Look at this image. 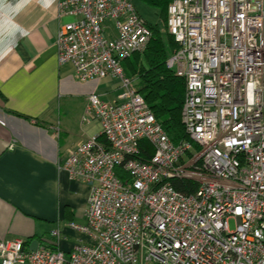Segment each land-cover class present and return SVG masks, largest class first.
<instances>
[{
    "label": "built area",
    "instance_id": "1",
    "mask_svg": "<svg viewBox=\"0 0 264 264\" xmlns=\"http://www.w3.org/2000/svg\"><path fill=\"white\" fill-rule=\"evenodd\" d=\"M58 12L73 17L55 36L58 63L71 64L82 82L110 78L120 88L115 101L88 96L84 120L97 121L99 132L58 163L90 188L85 222L68 223L90 241L64 252L58 229L34 250L0 239V264H264L263 0L168 5L175 47L165 66L184 81L188 136L178 143L122 68L152 36L131 0H64ZM173 180L197 189L184 194Z\"/></svg>",
    "mask_w": 264,
    "mask_h": 264
},
{
    "label": "crops",
    "instance_id": "2",
    "mask_svg": "<svg viewBox=\"0 0 264 264\" xmlns=\"http://www.w3.org/2000/svg\"><path fill=\"white\" fill-rule=\"evenodd\" d=\"M62 1L0 4V239L42 243L58 229L67 252L90 241L68 227L85 222L90 188L58 163L99 132L97 121L84 120L88 96L115 101L120 88L110 78L82 82L71 64L58 63V27L73 20L59 15Z\"/></svg>",
    "mask_w": 264,
    "mask_h": 264
},
{
    "label": "trees",
    "instance_id": "3",
    "mask_svg": "<svg viewBox=\"0 0 264 264\" xmlns=\"http://www.w3.org/2000/svg\"><path fill=\"white\" fill-rule=\"evenodd\" d=\"M139 1L157 10L158 19L163 27L161 29L157 25L147 24L152 33L148 45L142 52L134 53L125 59L122 68L125 76L134 80L136 92L143 98L156 122L173 143H178L188 139L181 120L184 81L166 68L165 61L172 53L175 44L169 35L167 44L162 38V30L167 32V7L173 0ZM150 155L151 148L146 141H143L140 144V157L146 160ZM115 173L123 182L128 181L127 175L120 168H116ZM172 185L184 194L192 193L197 189V184L192 181L173 180Z\"/></svg>",
    "mask_w": 264,
    "mask_h": 264
},
{
    "label": "rangeland",
    "instance_id": "4",
    "mask_svg": "<svg viewBox=\"0 0 264 264\" xmlns=\"http://www.w3.org/2000/svg\"><path fill=\"white\" fill-rule=\"evenodd\" d=\"M131 2L133 3L135 10L138 12V14L144 19V21L147 24L157 25L162 29L163 24L158 19L157 10L146 6L139 0H131ZM162 38H163L164 43L167 44L169 41V36L165 30H162ZM229 228L231 230L234 228V222L232 220L229 221Z\"/></svg>",
    "mask_w": 264,
    "mask_h": 264
},
{
    "label": "water",
    "instance_id": "5",
    "mask_svg": "<svg viewBox=\"0 0 264 264\" xmlns=\"http://www.w3.org/2000/svg\"><path fill=\"white\" fill-rule=\"evenodd\" d=\"M263 2H264V0H263ZM37 245H38V242L36 240H33L29 244V249L34 250V249H36Z\"/></svg>",
    "mask_w": 264,
    "mask_h": 264
},
{
    "label": "clouds",
    "instance_id": "6",
    "mask_svg": "<svg viewBox=\"0 0 264 264\" xmlns=\"http://www.w3.org/2000/svg\"><path fill=\"white\" fill-rule=\"evenodd\" d=\"M24 2H27V0H24ZM45 2H46V4H51L52 3V0H45ZM3 3V0H0V4H2ZM20 7V5L18 4V5H16L15 6V8H19Z\"/></svg>",
    "mask_w": 264,
    "mask_h": 264
}]
</instances>
